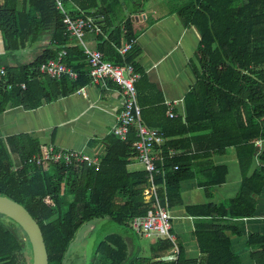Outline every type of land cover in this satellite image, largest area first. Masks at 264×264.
<instances>
[{"label": "trees", "instance_id": "1", "mask_svg": "<svg viewBox=\"0 0 264 264\" xmlns=\"http://www.w3.org/2000/svg\"><path fill=\"white\" fill-rule=\"evenodd\" d=\"M133 0H62L71 18L92 17L99 32L97 50L116 65L131 64L139 74L130 50L118 48L135 41ZM176 14L184 27L199 36L189 62L195 77L183 99V115L166 116L161 101L142 104L135 83L142 121L162 132L165 142L156 147V185L168 208L180 205V185L193 177L207 189L225 181L226 168L215 166L213 154L234 148L242 180L237 195L221 204L188 206L189 215L200 217L194 234L200 255L186 260L178 249L177 264H241L231 251L226 234L234 219L248 218L255 211V196L264 185V0H175ZM64 13L54 0H0V114L9 106L30 111L68 96L90 84L88 66L80 41L71 37L63 23ZM48 39V45H35ZM34 48V49H33ZM133 48V47H132ZM32 49L31 60L18 54ZM77 72L75 79L41 74L42 63L56 60ZM110 82V81H109ZM111 84V82H110ZM24 85V88H22ZM135 130L125 140L113 133L96 153L99 166L86 163L45 165L29 163L41 153L36 138L26 133L0 137V195L21 204L37 222L45 243L48 264H62L77 231L91 221H110L122 232L135 234L130 222L149 209L143 192L148 187L144 169L130 171ZM257 158L258 166L249 174ZM164 173V180L161 178ZM208 219V220H206ZM103 224L99 227L101 228ZM122 233L106 234L93 245L89 264H173L164 261L172 248L168 240L151 239L143 252ZM255 264H264V235L250 234ZM0 264H31V248L22 229L0 214Z\"/></svg>", "mask_w": 264, "mask_h": 264}, {"label": "crops", "instance_id": "2", "mask_svg": "<svg viewBox=\"0 0 264 264\" xmlns=\"http://www.w3.org/2000/svg\"><path fill=\"white\" fill-rule=\"evenodd\" d=\"M131 3L138 10L132 15L136 37L131 50H136L132 52L133 61L142 76L138 82L140 100L144 105L152 100L161 101L167 112L172 109L175 115H183V99L195 86L189 62L199 42L198 33L182 25L175 11V0H133ZM84 42L89 48L97 49L94 34H85ZM2 46L0 38V52ZM23 54L20 52L18 59L28 62L30 58L27 55L24 58ZM121 106L122 97L114 83L107 82L106 87L87 84L83 91L59 97L34 110L9 106L0 114V137L26 133L36 138L41 147L51 144L60 149L100 153L102 141L111 134ZM212 162L226 168L225 181L207 189L199 184L201 177L187 179L180 185L181 204L169 207L172 232L182 255L190 261L200 255L194 230L201 218L189 215L186 207L225 203L237 195L242 180L234 148L213 154ZM257 166L255 158L249 174ZM127 168L132 172L143 169L134 155L129 157ZM254 207L253 216L234 219V228L226 231L231 251L241 264H255L254 249L248 245L249 235H264V185L255 196ZM125 240L128 243L127 237Z\"/></svg>", "mask_w": 264, "mask_h": 264}, {"label": "built area", "instance_id": "3", "mask_svg": "<svg viewBox=\"0 0 264 264\" xmlns=\"http://www.w3.org/2000/svg\"><path fill=\"white\" fill-rule=\"evenodd\" d=\"M57 9L64 13L63 23L65 29L71 37L78 39L82 45L85 55V62L88 66V76L90 84H101L106 87L107 82L116 85L122 97V106L116 116V124L112 127L111 133L120 140H125L131 129L135 130L136 141L133 143L134 157L147 173L148 187L143 192V197L149 203V209L143 216L134 217L130 222L132 231L144 238L168 240L172 244L169 255L164 257V261L177 264L178 249L176 237L172 232L171 217L169 208L164 200L162 203L158 196L156 185L158 170L155 162L158 159L156 147L164 144L165 138L161 131L156 128L148 127L141 119V108L137 101L135 83L140 78L134 72L131 64L116 65L103 58L102 53L97 49L89 48L81 39L86 30L94 33L99 32L96 20L92 17L71 18L64 10L62 0H54ZM135 41L124 42L119 48L121 56L126 55L134 46ZM63 52L58 55L56 60H49L39 66L38 71L52 78L67 76L70 79L77 77V72L66 66L62 62ZM0 74H4L0 68ZM24 88V85H22ZM78 91H83V87ZM169 118L175 117L172 109L167 112ZM29 163L45 165L64 162L65 164L86 163L89 166L98 168L99 160L96 154H89L82 150L60 149L54 145L41 147V153L32 155L28 159ZM164 180V173L160 175Z\"/></svg>", "mask_w": 264, "mask_h": 264}, {"label": "rangeland", "instance_id": "4", "mask_svg": "<svg viewBox=\"0 0 264 264\" xmlns=\"http://www.w3.org/2000/svg\"><path fill=\"white\" fill-rule=\"evenodd\" d=\"M46 45H48V39H44L43 41L35 45L36 47L34 48L37 49V48H40ZM31 51L32 49L23 50L22 52L24 53L23 54L24 58L26 57L25 55L31 58V55H32ZM101 224L103 225L100 228L99 225ZM109 233H122L127 238L128 236L131 239L133 238L134 243L137 244L140 248L139 251L143 252L142 254H145L144 252L148 248V245L151 243V239L144 238L139 235H132L128 233L126 234L122 232L121 227L117 226L116 224L110 221H104V220L91 221V222L85 223L77 231L74 239L71 241L69 245V248L65 254L62 264H89L91 260V252H92L94 243L101 240L106 234H109ZM128 244H129V250H131L133 247L130 243V240H128Z\"/></svg>", "mask_w": 264, "mask_h": 264}, {"label": "water", "instance_id": "5", "mask_svg": "<svg viewBox=\"0 0 264 264\" xmlns=\"http://www.w3.org/2000/svg\"><path fill=\"white\" fill-rule=\"evenodd\" d=\"M0 214L15 222L25 233L31 248V264H48L42 232L29 212L21 204L0 195Z\"/></svg>", "mask_w": 264, "mask_h": 264}]
</instances>
